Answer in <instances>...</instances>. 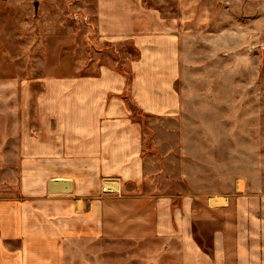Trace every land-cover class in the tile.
Listing matches in <instances>:
<instances>
[{
    "label": "rangeland",
    "instance_id": "374dc122",
    "mask_svg": "<svg viewBox=\"0 0 264 264\" xmlns=\"http://www.w3.org/2000/svg\"><path fill=\"white\" fill-rule=\"evenodd\" d=\"M101 3L0 0V196L18 189L21 159L30 163L35 138L50 135L52 86L113 68L125 77L118 97L139 122L153 161L149 186L176 200L184 194L203 197L192 204L189 226L207 246L211 227L224 224L211 219L209 209L217 202L209 198L262 197L253 201L264 207V0L121 1L119 17L129 24L139 21L129 5L153 12L156 20L186 23L176 85L179 111L166 115L147 113L133 99L132 64L142 55L130 35L108 40ZM101 190L118 194V177L103 179ZM227 218L219 219L227 225ZM164 242L92 236L66 243L65 259L67 264H135V259L164 258Z\"/></svg>",
    "mask_w": 264,
    "mask_h": 264
},
{
    "label": "crops",
    "instance_id": "0c3cea01",
    "mask_svg": "<svg viewBox=\"0 0 264 264\" xmlns=\"http://www.w3.org/2000/svg\"><path fill=\"white\" fill-rule=\"evenodd\" d=\"M121 1L102 0V21L108 40L130 35L142 55L132 64L133 99L147 113L178 112L186 23L156 20L153 12L129 5L139 20L129 24L119 17ZM99 71L100 77L52 86L50 135L35 138L30 163L21 159L18 189L0 196V264H67L65 244L92 236L165 241L164 258L135 264H264V207L253 201L262 197L209 198L217 202L209 209L211 219L224 224L211 227L212 243L203 246L189 226L192 204L203 197L184 194L176 200L149 186L151 155L139 122L118 97L125 77L113 68ZM110 177L119 179L118 194L101 190ZM227 214L225 225L219 218Z\"/></svg>",
    "mask_w": 264,
    "mask_h": 264
},
{
    "label": "built area",
    "instance_id": "2783aa9c",
    "mask_svg": "<svg viewBox=\"0 0 264 264\" xmlns=\"http://www.w3.org/2000/svg\"><path fill=\"white\" fill-rule=\"evenodd\" d=\"M104 190H105V191H113V188H112V187H108V186H106V187H104Z\"/></svg>",
    "mask_w": 264,
    "mask_h": 264
},
{
    "label": "water",
    "instance_id": "95a60500",
    "mask_svg": "<svg viewBox=\"0 0 264 264\" xmlns=\"http://www.w3.org/2000/svg\"><path fill=\"white\" fill-rule=\"evenodd\" d=\"M36 5H37V3H36Z\"/></svg>",
    "mask_w": 264,
    "mask_h": 264
}]
</instances>
